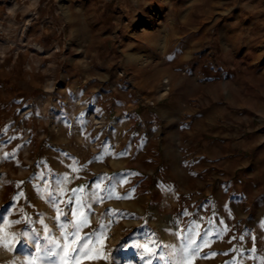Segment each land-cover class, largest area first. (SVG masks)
Returning a JSON list of instances; mask_svg holds the SVG:
<instances>
[{"label": "rangeland", "instance_id": "rangeland-1", "mask_svg": "<svg viewBox=\"0 0 264 264\" xmlns=\"http://www.w3.org/2000/svg\"><path fill=\"white\" fill-rule=\"evenodd\" d=\"M76 2L78 26L71 35L77 44L60 62L65 72L58 84L61 102L69 98L65 87L72 91L74 127L62 123L67 111L46 112L45 128L37 121L43 110L28 111L29 99L15 90L21 67L10 65L14 56L20 60L21 32L8 30L0 13V229L9 234L10 246H0V264H26L32 249L20 242V233L26 227L42 231L40 219L53 239H61L56 212L37 191L44 186H28L39 180L34 153L49 145L79 155V170L67 176L60 186L67 195L58 199L83 186L91 205L85 207L90 226L83 233L98 229L101 221H115L109 209L125 214L96 245L98 256L141 264L142 249L113 250L133 233L135 242L144 243L139 234L148 232L174 246L176 251L166 248L165 256L181 264L180 249L187 242L172 233L196 222L201 232L213 228L222 238L212 235L200 253L218 255L194 264H264V0ZM83 8L93 19L91 30L81 23ZM124 107L145 109L138 116L142 125L126 128ZM44 132L45 141H32V135L41 138ZM74 134L76 142H47ZM114 180L127 182L116 183L110 199ZM69 182L76 183L66 186ZM60 207L67 212L72 205ZM22 217L32 223L7 227Z\"/></svg>", "mask_w": 264, "mask_h": 264}, {"label": "crops", "instance_id": "crops-1", "mask_svg": "<svg viewBox=\"0 0 264 264\" xmlns=\"http://www.w3.org/2000/svg\"><path fill=\"white\" fill-rule=\"evenodd\" d=\"M75 2L76 0H0V13L6 18L3 20L7 22L8 30L21 32L20 60L17 61L14 56L15 59L10 62L13 69L21 67L22 71L20 84L15 81V90L29 99V112L37 111L39 108L43 110L44 115L41 116L44 118H39L37 121L42 122L41 126L44 128L48 111H67L68 114L61 118L62 123L69 127L77 126L78 123L77 113H72V91L65 87L64 95L68 93L69 98L61 102L63 94L58 85L60 77L65 72L60 62L64 61L65 56L69 58L70 48L77 44V40L71 35V32L78 26L75 20L78 7ZM88 15L89 13L83 8L81 23L85 29L91 30L94 24L93 19H89ZM12 44L17 46V40L13 39ZM73 103L74 110H76L77 101L74 100ZM145 113L146 110L140 107L133 110L131 108L127 110L124 107L123 114L129 119L126 128L133 129L139 124L142 125V120L138 116ZM32 126L35 125L32 124ZM32 137V141L41 143L46 140V132L41 138L39 135L38 138L33 135ZM78 139V136L74 134L58 140L50 138L47 142L68 143V141L76 142ZM47 148V150L36 151L33 155V159H36L35 161L39 164L37 174L42 173L43 178H39L37 182L30 181L28 186H45L46 182L51 186H57L58 179L64 180L65 176L76 174V171L70 167L72 161L75 160L77 162L75 167L78 168L79 155L76 151L70 149L66 153L63 151L65 147L59 148L54 145H49ZM75 183L69 182L66 186H73Z\"/></svg>", "mask_w": 264, "mask_h": 264}, {"label": "snow or ice", "instance_id": "snow-or-ice-1", "mask_svg": "<svg viewBox=\"0 0 264 264\" xmlns=\"http://www.w3.org/2000/svg\"><path fill=\"white\" fill-rule=\"evenodd\" d=\"M14 155V154H13ZM9 156L8 153L4 154V159H7ZM77 162L73 160L72 167L73 171H78L79 169L75 167ZM39 178H43V174H39ZM113 179V178H109ZM67 180V177H64V180H57V189H51V185L49 183H45L43 189L37 187V191L42 193V198H46V202L52 206L56 212V216L54 219L57 221V225L60 229L61 239H53L51 236V229L44 224L43 219L39 220V223L43 225L42 231H36L30 228H25L20 233V242L24 245L30 246L32 249V253L27 254L26 264H45V261H49V264H82L83 261L88 260H96V259H111L112 264H120V260L116 256L109 257V255L105 254L104 256H98L96 245L100 244L102 241H106L108 236L107 233L110 229V226L113 222H118L120 218H123L125 214L119 213L118 210L109 209L107 210V215L110 217H115V221L113 219H109L108 224H104L103 221L99 224L98 229L93 230L92 232L83 233L82 230L85 227L90 226V221L88 219V214L85 211V207L89 210L91 209V205H86V195H82L84 193L83 186L80 188L71 189L72 195L67 196V199H58V197H63L67 195L66 189L60 187L62 183ZM127 182L116 181L114 180L113 184L109 187V196L108 198H113L112 192L114 191L115 184ZM23 183L18 182L19 184ZM95 187L97 189L100 188V184H96ZM46 194V195H44ZM22 193L14 199L18 201L22 197ZM92 196L94 198L99 199L101 202L103 201V197H99L97 193L93 192ZM116 199H127L130 197H120L115 196ZM61 204H64L65 207L68 205H72V207L68 208L66 212L63 208L60 207ZM5 213L4 215H7ZM71 216V219L68 220L67 217ZM183 215L187 216L189 213L185 211ZM65 218L63 222H61V218ZM4 222V216L0 215V223ZM24 223L25 225H29L32 223L30 218L22 217L20 219H16L14 221H10L7 225L8 228H11L13 225ZM209 224H212L213 221L209 220ZM143 227V226H141ZM200 226L196 222H192L184 229H178L176 232L172 234L177 236V238L182 241H186L187 243L183 248L180 249V252L183 254L184 259L181 264H194L195 259L197 258H208L209 255L215 256L219 253H210L201 256L200 253L202 249L206 246H210L209 238L212 235H215L217 239L222 238V233L220 231H215L213 228H207L204 231H200ZM167 231V230H166ZM227 231V229H224ZM136 233H133L132 236L127 238L121 245L118 246L117 249H114V252H119L122 250H127L128 248L134 249H142L139 252V257L141 258V264H172V261L167 259L165 256V249L172 248L173 252L176 251L174 246L164 245L161 242H158L155 233L142 232L141 235L145 242L137 243L135 242ZM193 236L196 239H193ZM13 238H15V234H13ZM236 237H233L235 239ZM9 234L0 229V246H3L6 250H10V246L8 243ZM240 240L244 239V236L239 237ZM253 241H255V237H251ZM106 246V245H105ZM253 251L255 249L253 248ZM62 253V255H61ZM223 255H227V253H223ZM52 257H59V261L51 260ZM10 264H15V262H10ZM226 264H234L233 261H226Z\"/></svg>", "mask_w": 264, "mask_h": 264}]
</instances>
